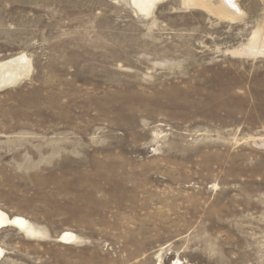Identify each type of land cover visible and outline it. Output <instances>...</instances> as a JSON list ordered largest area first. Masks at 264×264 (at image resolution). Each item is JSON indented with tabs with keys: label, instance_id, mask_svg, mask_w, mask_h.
<instances>
[{
	"label": "rangeland",
	"instance_id": "1",
	"mask_svg": "<svg viewBox=\"0 0 264 264\" xmlns=\"http://www.w3.org/2000/svg\"><path fill=\"white\" fill-rule=\"evenodd\" d=\"M234 1L0 0V66L29 65L0 209L39 230L0 264H264V0Z\"/></svg>",
	"mask_w": 264,
	"mask_h": 264
},
{
	"label": "bare ground",
	"instance_id": "2",
	"mask_svg": "<svg viewBox=\"0 0 264 264\" xmlns=\"http://www.w3.org/2000/svg\"><path fill=\"white\" fill-rule=\"evenodd\" d=\"M156 1L157 0H133L135 5H137L141 11L150 10L153 3H155ZM222 2L225 5L224 7H227L230 12H239V8L234 0H222ZM28 66L29 65L27 63V58H25L24 56L13 57L12 59L3 62L0 68H6V70L4 72H1L0 74V84L14 83L18 79L20 80L21 76L23 75L22 73L27 71ZM9 226L15 227L16 229L29 236L39 234V230L35 229L34 225L25 217L20 215L10 217L6 212L0 209V233L2 232V229ZM74 239H76V235L70 231H66L61 236L59 241L70 243ZM3 256L4 249L0 245V261Z\"/></svg>",
	"mask_w": 264,
	"mask_h": 264
}]
</instances>
